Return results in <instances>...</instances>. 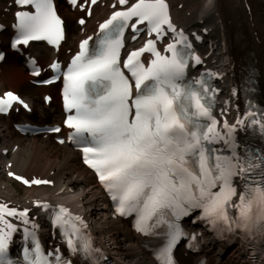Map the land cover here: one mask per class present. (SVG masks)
<instances>
[{"label": "snow or ice", "instance_id": "1", "mask_svg": "<svg viewBox=\"0 0 264 264\" xmlns=\"http://www.w3.org/2000/svg\"><path fill=\"white\" fill-rule=\"evenodd\" d=\"M14 2L21 9H33L15 13L14 46L39 40L59 46L64 22L53 0ZM97 2L90 0L92 5ZM79 3L71 0L73 6ZM117 4L126 7L114 10L99 24L91 46L93 37L89 36L81 41L66 69L58 62L51 65L56 78L62 76L64 81V106L70 113L64 123L72 130L68 139L82 151L84 164L97 174L115 213L134 216L137 232L163 239L153 249L159 264H177L174 251L182 239L188 247H196L197 233L190 234L181 224L185 217L193 224L202 221L211 226L217 235L239 230L242 239H264V152L250 150L236 135L254 129L264 136V112L250 108L234 123L219 120L215 113L218 89L211 83L218 74L209 70L199 77L190 75V67L203 61L189 37L173 24L167 0H117ZM129 29L133 41L141 31L155 38L128 51L122 60ZM169 32L171 42L162 52L157 43ZM145 53L152 57L147 62L142 59ZM34 74L40 75L38 70ZM14 103L31 110L9 91L0 97V114L10 111ZM47 131L59 133L61 129ZM8 175L29 186L53 183L14 172ZM35 206L59 229L68 254L59 245L45 250L40 226L29 215L31 209L0 203V264H73L71 258L77 255L84 264L107 261L83 217L63 205L37 200ZM8 217L25 225L22 255L10 253L18 225ZM261 253L264 264V249Z\"/></svg>", "mask_w": 264, "mask_h": 264}, {"label": "bare ground", "instance_id": "2", "mask_svg": "<svg viewBox=\"0 0 264 264\" xmlns=\"http://www.w3.org/2000/svg\"><path fill=\"white\" fill-rule=\"evenodd\" d=\"M169 1L179 26L190 31H209V39L215 47L208 57L209 62L225 75L227 83L234 85L247 63L255 62L259 86L264 93V0ZM57 3L63 10L62 0H57ZM2 8L10 9L7 3L0 2V23L12 21V14L4 13ZM109 12L107 7H95L94 16L85 27V35L94 33L95 23L106 18ZM65 14L69 17L78 13L69 10ZM67 26L65 49H74L77 41L84 36L75 24L67 22ZM30 51L42 65H47L54 58L52 51L43 45L31 46ZM204 54L208 51L205 50ZM20 59L17 54L9 53L2 66L11 62L17 64ZM5 83L16 87V93L33 105L36 118L40 117L48 125L61 122L60 113L37 103L34 92L40 88L25 80L18 67L10 65L0 75V95L7 91ZM229 111L234 114L235 107H230ZM32 122L25 114L19 117L21 124ZM15 146L18 147L16 151ZM9 172L26 178L48 179L53 181V186L24 189V195L20 196L13 181L8 178ZM37 200L49 203L62 201L78 211L90 223L94 234L106 245L110 254L122 263L154 264L142 248L143 240L131 231L128 222L112 219L109 204L94 176L81 165L79 153L67 146L56 145L51 138H23L0 122V203L19 209L28 208L30 213H35L38 210L35 206ZM204 243L203 254L195 257L181 252V262L201 264V260L206 258L205 264H246L239 250L223 253L224 248L208 233L204 235Z\"/></svg>", "mask_w": 264, "mask_h": 264}, {"label": "rangeland", "instance_id": "3", "mask_svg": "<svg viewBox=\"0 0 264 264\" xmlns=\"http://www.w3.org/2000/svg\"><path fill=\"white\" fill-rule=\"evenodd\" d=\"M64 2H65V1L62 0V5L64 6V9L61 10L60 7H59L60 12H61V15H63V16L65 17V19L67 20V22H70L71 24H73V21L76 19L77 15H76V16H69V17L65 16V15H66V14H65V11H69V10H68L67 7H65ZM73 25H74V24H73ZM10 65H13V66L18 67L19 70L21 71L22 75H23V78H24L25 80H30V79H29V76H28L27 73L24 71L23 66H22L19 62H18L17 64L11 62V63H9V64L4 65V66L2 67V71L4 72L5 68H6V67H9ZM3 72H2V73H3ZM0 75H2V74H0ZM5 84H6V83H5ZM6 88H7V89H10V90H13V91H16V90H17L16 87L10 86V85H8V84H6ZM44 89H45V88H40V89H38L37 91L34 92V93L36 94L37 103H38L40 106H45V104L43 103V94L48 93V94H50V95L53 97V99H54V101H53V103L51 104V107H49V109L52 108V109H53L54 111H56L57 113H60V112H59V109H60V100H59V96H58V92H57L58 87H52V86H51V87H49V88H46V89H48V90H44ZM21 115H22V114H21ZM21 115L13 114V115H12L10 118H8V119H7V118H5V119H2V118H1V119H0V122H3V123L6 125V127L12 129V125H13V123H17V121L19 122V117H20ZM28 118H29L30 120L33 121L32 123H36V124H44V123H46V121L43 120V119H41L40 117H37V118H36V117L33 115V113H32V115L28 116ZM30 139H33V138H30ZM14 187H15V189L18 190V193H19L20 196L24 195L25 191H24L23 188H21V187L18 186L17 184H14Z\"/></svg>", "mask_w": 264, "mask_h": 264}]
</instances>
